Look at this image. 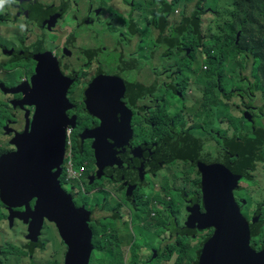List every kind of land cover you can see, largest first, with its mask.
I'll return each mask as SVG.
<instances>
[{
    "label": "water",
    "instance_id": "95a60500",
    "mask_svg": "<svg viewBox=\"0 0 264 264\" xmlns=\"http://www.w3.org/2000/svg\"><path fill=\"white\" fill-rule=\"evenodd\" d=\"M26 1L8 2L24 4ZM6 8L4 3L2 11ZM36 61L30 82L23 80L11 88L0 85L5 94L21 95L19 100L12 101L14 108H34L27 130L9 128L10 123L5 127L7 135L13 133L10 143L15 150L0 156V202L7 209L11 227L15 220L25 224L28 240L36 243L43 226L52 224L67 248L65 264H90L94 251V233L90 228L92 213L85 207L76 206L75 196L63 189L60 180L66 130L76 127V118L68 114L73 108L68 99L71 83L63 76L53 53L41 54ZM107 100L112 103L102 112L106 114L105 122L102 120V126L93 134L84 132L81 136L82 140H94L92 150L98 171L91 183L102 176L113 182L125 180L130 194L143 182L145 174L170 163V146L160 140L130 149L131 117L125 112L119 115L116 107L122 108L121 100L111 94L107 95ZM198 166L202 176L204 212L198 205L188 208L190 215L186 226L215 229L201 252L199 264H264V251L256 252L249 246V223L235 202L233 191L237 189V173L229 172L220 164L214 172L202 163ZM34 201L32 208L30 205ZM232 209L240 215V220L233 215Z\"/></svg>",
    "mask_w": 264,
    "mask_h": 264
},
{
    "label": "rangeland",
    "instance_id": "374dc122",
    "mask_svg": "<svg viewBox=\"0 0 264 264\" xmlns=\"http://www.w3.org/2000/svg\"><path fill=\"white\" fill-rule=\"evenodd\" d=\"M9 1V0H8ZM7 0H5V3L7 4V8L2 11V7H0V25L4 28V30H7V26L10 25L7 22L14 21L15 27H19V25L23 26L24 31H26V28L24 24H20L17 22L19 10L22 8L23 4H12L9 3ZM66 0H58V2ZM70 4L69 11L70 13H66V17H69L71 13H74L76 11V7L74 5V2L76 0H67ZM86 1L88 0H77L76 2L79 4V6L82 7L83 10H86ZM94 4V9H98L97 7H103L104 4L108 5L107 9L103 8V11H101V22L106 21L108 22L105 24L97 23L95 26L88 27L90 33L95 35V42L96 46L94 50H100L103 44L112 46L115 42L116 37L120 38L118 35L115 34V32H119L121 30H124V26L131 20L130 13H133V19L134 21L139 22V26L143 27L147 21L154 20L155 17L158 18V22L156 26L153 24L150 25V27L155 30L158 29L161 26V23L163 19H160L158 16V12L155 8L151 7L150 4H148L149 0H90ZM171 1V0H169ZM40 4L38 9L35 7L34 10L38 12V18L36 22L34 23V27L38 28L39 25H41V19L44 17V15H54V2L55 0H39ZM199 1L194 0L193 6L197 5ZM229 2H234V0H229ZM15 3V2H14ZM212 6H215L214 0H208L206 3V6L204 8L205 13L202 16V19H210L212 16L217 15V11L213 9ZM236 7L237 4L234 2L232 5L226 7V11L229 12V14H236ZM181 10V8H178ZM147 13V14H145ZM84 15V13L82 12ZM92 18H95V15H92ZM179 16L175 17V20H167V24L170 25L174 21H178ZM98 21V17H96ZM50 26L54 27L56 24V21L54 18H52V21L49 22ZM52 23V24H51ZM1 28V27H0ZM109 30H107V29ZM28 31V30H27ZM33 32V31H31ZM55 35L46 36V43L49 44V47L51 49H54V46H50L52 44V40L56 42H60L62 40L61 35H56L58 32L54 30ZM11 33H14L16 37L21 36L22 32H13L12 29H9L6 31L4 40H0L3 43H7L6 41H11L13 35ZM51 32L48 30L44 31V35H48ZM89 33V34H90ZM125 33V30H124ZM42 35V36H44ZM241 35V34H240ZM87 35L80 36L86 37ZM138 35L134 36V38H131V43L126 46V50L128 53H133V56H140L144 55L145 53L152 50V48L146 47L144 53L138 52L140 45H138ZM240 38V37H239ZM30 41H35L33 37H30ZM239 42V39L237 38L236 43ZM120 43V41H119ZM202 46V44H199ZM19 45L12 46L10 48L18 49ZM143 47V46H142ZM35 51L41 50V45L38 46ZM161 51V49L159 50ZM164 53V50H163ZM160 55V54H158ZM156 54V57H158ZM183 53H178L176 50H170L169 56H165L164 62L159 59L154 61L158 64V66H155L153 70L149 71L150 77L147 72H142L139 76V79L143 82L147 81H153L155 77L157 76L160 82L167 81L168 75L167 73H164V70H160L161 68H164L166 66H169L170 74L172 77H174V80L177 82L178 79V71H180V65L178 62L180 61L181 57H183ZM193 59L189 60V68L184 69L183 78H185V81L183 78L179 80V82L183 83V88L186 87V89H183L184 93L183 95H178L175 93V91L171 88V90L167 89H160L157 94H154L156 98H158V102L151 103L150 100L143 101V103H138L137 107H134L136 110L139 108L141 110H138L139 112H135L132 117V125L135 127L134 133L135 137L139 138L143 141H151L153 138V130L152 127L149 125V123H152L156 117L162 113L165 117V119L169 120V124H171L176 131H181V123L185 120H187L188 125L187 128L189 129L191 126L192 128L190 130L198 131L202 134H204V138L207 140H213L216 139L220 133V131L224 134L222 135V138L227 136L229 139L232 137V128L227 127L223 125L221 122L218 121L217 115L220 113L226 112L225 106L221 103L220 97L217 96L216 93L213 91H207L204 92L203 89H205V86H202V76L206 74V72H202V68L205 69V66H202L204 62H202V55H200L199 52H195L193 54ZM238 59L235 62H232V57H230V61L225 63V68L223 69V75L227 77H233L236 76V74H240L241 77L246 78L251 84L247 83L244 87H238V90H235L232 86L227 88V92L223 93V96L230 97V95H237L241 96V100L246 106V108H252V106L255 105L262 109L264 106V92L261 90H257V87L259 85L254 86V90L261 95L260 99L254 97L251 92V87L255 83V70L253 69L252 61L248 60L245 61L241 59V55H236ZM109 57H112L113 55L109 51H105L102 54V62H104ZM164 58V56H163ZM220 61V58L219 60ZM162 63V64H161ZM203 63V64H202ZM161 65V66H160ZM218 64H215L213 66L214 68V77L213 79H219V74H217L216 69L218 68ZM15 65H5L0 64V85L1 84H10V86H15L16 83L22 81L23 79H28L30 73L27 69H16ZM72 69H78L77 66L71 65V68L66 72L67 75H69V71ZM17 71V72H14ZM114 75V73H112ZM156 74V75H155ZM166 76V78H165ZM23 78V79H22ZM22 79V80H21ZM20 80V81H19ZM210 81V80H209ZM186 83V85H185ZM217 89H219V81L216 82ZM76 88V84L70 89V92L68 94V98L73 103L76 104L80 103V93L74 92ZM199 93L198 95L202 97V100L198 96H194L193 93ZM214 98V99H213ZM212 100L214 103L218 102V107L215 108V106H211L209 103L212 104ZM4 102L6 104H9V100L7 97L3 95V90L0 89V102ZM128 103V102H127ZM145 105L148 106V112L146 111ZM13 107V106H12ZM14 108V107H13ZM7 109V106H6ZM19 109V108H18ZM21 109V108H20ZM10 110H12L10 108ZM250 112V110L248 109ZM80 113H84V108H80ZM70 117L76 118V110H70L69 111ZM249 114H245V118L248 120V126L251 125V118L248 116ZM150 116L149 121H145L147 117ZM228 116V115H227ZM230 123L234 124L236 123L235 118L228 117ZM235 119V120H234ZM5 122V123H4ZM139 122L137 125L136 123ZM205 123V124H204ZM260 124L256 125L257 132L262 129L264 130V121L260 122ZM81 124V121H78L76 118V125L77 127ZM5 127L8 125L7 120L3 119L0 124V156L8 153L10 151H13L14 147L9 145L10 137L8 135L3 134L1 129L2 126ZM198 125L201 126V129L198 130ZM24 127V126H23ZM77 127L74 128V130H77ZM84 127V126H82ZM202 127L205 128V131H202ZM195 128V129H193ZM21 130V129H20ZM23 130V129H22ZM81 130V129H80ZM4 132V130H3ZM77 134L73 135L74 137V168L77 171H80L85 164H90V168L87 171V168H85L84 173L82 175H87L96 171L95 168V159L93 156V153L86 151V155L83 157L84 148L80 147L79 143L77 142ZM254 137H256V134L254 133ZM223 142L219 138L216 142ZM9 142V143H8ZM215 143H207L204 145V149L206 150V154L210 155L211 157H215L214 154L218 151L219 147ZM89 144H91L89 142ZM80 148V149H79ZM88 149L89 145L87 146ZM174 151H172L173 153ZM201 157H207L204 153H201ZM69 158V148L66 149V156L64 157L63 164L61 166L63 170V176H67L66 174V161ZM174 157L171 159V162L174 161ZM86 161V162H85ZM234 158L232 163H234ZM170 162V163H171ZM194 162L196 164L198 163L196 159H194ZM254 167L251 168L250 175L253 176L257 182L255 183H249L247 182L243 176H240V173H237L239 176V179L237 181V189L233 191V195L235 198V202L237 206L239 207L240 214L246 219V221L249 223V225H254L257 222L260 221V216H255L253 213L255 208H257L256 204L261 203L262 200H264V163H260L258 161H255L253 163ZM196 166V165H195ZM186 176H190L189 174ZM185 178H183L182 183H185L186 186L189 185V181ZM94 185V189H91L90 192L85 191V193L82 195L81 192L85 188V182L83 181V184L80 185L78 180L76 179H70L65 182H63L62 187L64 190H66L69 193H76V200H79L76 202V206L78 208L85 207L89 210H91L94 213V220L95 223H98V220H100L101 225H95L92 224L93 228L96 230L107 227V234L110 235L114 233V231L121 230L126 233L124 239L121 242L120 252L117 254L116 251L112 250L111 248L105 249L104 246L101 248L102 251H105L104 256L105 258L110 261L112 260L113 263H115L118 260V263L122 260V264H129L131 262H134L135 264H175V262L178 260L179 255H181L186 249L187 254L185 258H190L193 262H196L199 259V256L204 248L205 239L209 233V231H199L195 232L194 236L190 238L185 243H180L179 245L175 244L176 242V232L177 230H174L173 232L168 231L169 224L166 223V217L161 218L158 224V228H155L153 226L147 227V225H140L141 220L139 218L131 221L128 220L127 224L122 223V215L123 211L119 210L117 208V204L122 202L123 195H117L114 190L110 189H125L126 187L122 186L120 187V184L118 182H113L109 178L102 176L99 179H96L94 182H92ZM103 188H106L107 190H110L108 193V197L101 198V194H97L98 190H101ZM162 189V186L160 184L156 185L153 189V193H159ZM127 193H129L127 191ZM87 196L86 199H88V202H85L84 198ZM128 201L133 205L135 201H139L140 199L137 197L135 201L131 200L129 196L127 197ZM98 202V206L95 208L94 203ZM1 203V202H0ZM228 204L233 208L234 205L228 201ZM159 205V203H158ZM3 205L0 204V217L6 218V211L4 208H2ZM139 204L135 206V208H129V209H123L126 212H131L132 215H135L138 213ZM187 209V207H186ZM233 215L237 217L238 220H240V215L235 212L232 209ZM116 215H118V219H116ZM257 217L259 219L257 220ZM143 219V218H142ZM256 219V221H255ZM93 220V215H92ZM1 221L0 223H2ZM16 223L21 224V227H14V230L12 229L10 224V228L6 229V231H3L0 234V264H11V256L15 255V253H18L20 251V246L13 244L14 241L12 238L16 236V233L24 231L23 224L21 222L14 221V225ZM3 223L1 224V226ZM25 225V224H24ZM127 225V227L125 226ZM0 226V228H1ZM19 232H17V231ZM140 230L142 231L140 234ZM16 232V233H15ZM43 232V229H42ZM145 233H151L152 236L148 239V241L143 242L142 241V234ZM132 235L134 237V242L139 248V251L136 254H131L132 248L130 245L129 237ZM166 236L171 237L169 244L172 243V245L169 247V250L160 256L158 259L159 254H162V251L157 252L161 250L162 248H166L167 245V239ZM44 237H47L48 240L54 244L57 245L59 252V260L56 261V264H65V258L67 254V250L65 245L62 247V251L59 250V241H60V235L55 229L54 226L51 224H47V227L45 228V234ZM43 237V239H44ZM251 237V236H250ZM41 238V237H40ZM39 238V239H40ZM13 242V243H12ZM174 242V244H173ZM146 245L147 247H144ZM262 246H264V243H261ZM249 246L252 250L255 251V249L251 246V240H249ZM96 249H99V244L95 242ZM131 248V249H130ZM16 256V255H15ZM92 257V256H91ZM94 257L96 259L100 258V255L96 252L94 254ZM51 260H46L43 263L39 264H50ZM54 262V261H53ZM91 263V259H90ZM117 263V264H118Z\"/></svg>",
    "mask_w": 264,
    "mask_h": 264
},
{
    "label": "trees",
    "instance_id": "16d2710c",
    "mask_svg": "<svg viewBox=\"0 0 264 264\" xmlns=\"http://www.w3.org/2000/svg\"><path fill=\"white\" fill-rule=\"evenodd\" d=\"M197 1H199L197 5L193 6L194 0H149L148 4L155 8L158 12L159 18L163 19L158 31L152 32V29L150 28L151 24L156 26L158 22L157 17H155L154 20L147 21L143 27H140L139 22L134 21L132 15L133 13H130L131 20H129V22L125 25V33L124 30L119 32L123 34V37L126 36L129 39L138 35L137 39H139V42L142 44H148L149 46L152 43L157 44V50L163 47L169 52L170 50H176V52L179 53L183 52L184 56L182 60L178 62L179 65L182 63L184 64L187 58L189 60L193 59V54L198 51L199 44H202V62H204V64H202L205 66L203 72H206V74L202 76V86H205L203 91H213L218 97H220V101L225 106L226 112L220 113L217 116L221 121H223L221 122L223 125H227L228 123L231 126L232 137L230 139L227 136L222 138V135L224 134L220 131L216 139L207 140L204 138V134L195 130H190L192 126L188 129L187 120L181 123V131H176L174 127L169 124V120L165 119L164 115L160 113V115L156 117L152 123H149L153 130V138L151 141H143L135 137V127L132 125V116L130 120V126L132 127L133 132L131 140L128 142V144L131 145L127 146L130 149H134L142 145H150L160 140H164L170 146V159L173 157L175 158L174 161L170 163L172 173L167 174L165 179L172 181L175 184L180 185V182L183 180L184 176H186L190 171H197V169L199 170L198 163H202L206 167H211L213 172L218 164L223 165L229 172L240 173V176H243L247 182L255 183L257 181L250 175V172L251 168L254 167L253 163L258 161L256 149L258 148L260 141H264V130L260 129L258 131V141L253 144L252 141L247 138V136H245V131L242 130L241 126L237 128L236 123H230L228 117L235 118L237 120L236 122L247 124L248 120L245 118V114H250L248 109L251 111L252 108H246L247 105L244 106L241 96H223V93L227 92L228 87L232 86L235 90H238L237 86L243 87L247 82L241 78L239 74H236V76L233 77H227L223 75V69L225 68V63L230 61V57H232L231 61L235 62L238 59L236 56L238 54H240L242 57L241 59L245 61L251 60L253 69L255 70V83L252 85V90H254V86L257 84L259 85L257 90L264 92V0H234V2L237 4L235 15L231 13L229 14V12L226 11V7L232 5L234 2H229V0H214L215 6L212 7L217 11V15L214 16V26H211V24H203L201 21V16H203L205 13L204 8L208 0ZM106 6L107 4H105V7ZM178 8H181V10ZM176 16H179L178 21H174L172 24L168 25L167 20H175ZM167 31L169 32L168 35L165 33ZM117 33L118 31L115 32V34ZM238 34L241 35L239 42L236 43ZM186 46L191 51H187ZM188 52H191L190 55ZM186 54L189 57H186ZM149 57L150 55L148 54L143 58V60H147ZM120 58L121 60H119L115 66L113 65L114 67L112 71V73H114L113 76L119 79V83L115 85L114 83L117 81V79L103 72H101L98 81H101L102 79H109L110 82L108 83V92L113 94L117 99L126 103V107L128 108V103L135 101L138 96L142 95L143 90L149 94H152L153 88L146 87L143 84L135 81V75H130V72L138 69L141 66L138 62V59L133 57V55H129L127 50L121 51ZM219 58L220 61H218ZM215 64L219 65L216 69L217 74L220 76L218 80L213 79L215 74L213 66ZM73 73H75V71ZM128 75H130V78H128ZM217 81H219V89H217ZM166 87H168L167 90H171L172 88L176 93L180 92V95H183V89H186V87L183 88V86L177 82H175L174 85L171 84L164 86V88ZM250 93L252 95L255 94L253 91ZM260 97L261 95H259V98ZM209 104L211 106H215V108L218 107V102L214 103L213 100L212 104ZM137 105L138 104H135L134 107H137ZM262 110H264V106L262 107ZM7 112L8 109H6V104L0 103V121L2 120V115L6 114ZM149 120L150 116L145 119V121ZM138 123L139 122H137L136 125ZM197 129L200 130L201 126L198 125ZM203 130L205 131L204 127H202V131ZM184 135L188 136L189 138L184 140ZM220 137V140L223 141L220 142L223 154H220L217 157H211L210 155H207L206 150L204 149V143H215ZM172 151L174 152L172 153ZM201 153H204L209 158L201 157ZM83 155H86V149L84 150ZM233 158L235 160L234 163H232ZM194 159H196L198 162L197 164L194 162ZM195 165L196 168H194ZM90 166L91 165L89 164L87 170H89ZM62 181L65 182V176H63ZM83 181L86 184L87 190L94 186L93 183L88 184L89 180L87 176H84ZM147 188L148 186L146 185L139 190L145 193L147 192ZM192 189L196 194H200V190L202 191V178L200 171L199 179L194 184ZM97 194H101V198L108 197L107 190H101L97 192ZM86 198L87 196L84 198V200L85 202H88V199ZM78 201L79 200L75 199V203ZM261 203L262 204L260 205L259 203L256 204L257 208H255L253 212L255 216L256 214L257 216H260V221L254 225H249L251 233V246L256 252L264 251V246L261 245V243H264V200H262ZM136 204H139L140 208H138V213L135 215H132L131 212H126L123 210L124 208H135ZM97 206L98 202H95L93 208L96 209ZM116 206L119 210L123 211V224H127L129 219L132 221L137 219L144 209V203L140 200L138 202L135 201V203L132 205L128 201L127 194L125 195V198L122 200V202ZM201 208L203 213V207ZM188 213V208H185L183 211L175 212L173 219H168L169 222L172 223V230H177L175 242L177 245L187 242L196 232L195 230H192L186 226V222L188 221ZM4 219L5 218L0 217V222L4 221ZM96 225L100 226L101 223H97ZM125 226L127 227V225ZM90 227L94 233L92 240L94 247L95 242L99 244V249L94 248L90 264H117L118 260L115 263H113L112 260L108 261L104 256L105 251H102L101 248L103 246L104 250L111 248L118 254L120 252L121 242L124 239L126 233L116 229L114 233L108 235L107 227H103L98 230L92 226ZM147 227H151V225L147 224ZM198 230L202 231L203 229ZM206 230L209 231V233L204 244L210 241L215 233L214 228H209ZM141 232L142 231L140 230V234ZM151 236V233L142 234V241H148ZM129 241L132 248V252L130 253L136 254L139 251V248L135 244L134 237L132 235H130ZM171 245L172 243L166 246V248H162L158 251H162V254H158V259L169 250ZM144 247L147 246L144 245ZM96 252L100 255L99 259L94 257ZM186 254L187 249L181 255H179V258L175 264H184ZM199 259L196 262H193L190 258H188L186 259V264H199ZM118 264H122V260ZM129 264L135 263L131 262Z\"/></svg>",
    "mask_w": 264,
    "mask_h": 264
},
{
    "label": "flooded vegetation",
    "instance_id": "af4514ba",
    "mask_svg": "<svg viewBox=\"0 0 264 264\" xmlns=\"http://www.w3.org/2000/svg\"><path fill=\"white\" fill-rule=\"evenodd\" d=\"M76 1L74 2L76 11L74 13H71L69 17H66V13H70L69 2L66 0V2L64 3V1L58 2V0H55L54 15H46V16L44 15V17L41 19V25H39L38 28L34 27V23L36 22L38 18V12H36L34 8L36 7L38 9L40 2L39 0L26 1L23 4L22 8L19 10V14H18L19 16L17 19L18 23L20 24L22 23L25 25L24 28H26V31H24L23 26L21 25H19V27L17 26L15 27L14 21L7 22L8 24H10L7 26L8 28L7 30L12 29L13 32H22L21 36L16 37L14 33H11L13 35L12 40L6 41L7 43H3L2 41L5 39L4 36L7 30H4L2 25H0L1 27L0 28V40H2L0 41V64L15 65L16 66L15 70L20 69V68L27 69L30 75L28 79H23V78L22 79L28 80L30 82V79L34 75L35 68L37 65V61H36L37 57L46 52L53 53L56 61L59 63V67H60V70L63 76L71 83L69 90H68V94L70 92V89L75 84H76V88L74 92L80 93V99H79L80 103L78 104H76L75 102L73 103L68 98L70 103L73 105V108L71 110H76V115H77L76 118L78 121H81V124L78 127L76 125L77 130L75 131L73 129V135L75 134V132L78 133L77 142L79 143V145L83 147L84 149H86V151L93 153L92 147L94 144V140H90L88 138L82 140L81 136L84 132L86 133V135H91L94 133L96 129L102 126V120L105 122V120L107 119L106 114H103L102 112L103 110H107L108 104L112 103L111 101L107 100V95L111 94L108 92L109 91L108 83L110 82V80L102 79L101 81H98V79H99L101 72L109 76H113L112 74L113 67L116 65V63L119 60H121L120 58L121 51L126 50L125 49L126 46H128L131 43V40H130L131 38L129 39L126 36L123 37V34L121 32H118L116 35H118L120 38L116 37L115 42L112 46L103 44L100 50H94L96 46L95 35H93L92 33H90L89 30H86V29H89L88 27L95 26L97 23L101 22V19H102V17L100 16L101 11H103V8L107 9L108 5L105 7V4H104L103 7L98 6L97 7L98 9H94V4L90 0H88V2L86 1V4H87L86 10H83L82 7L79 6L80 3L78 4ZM82 12L84 13V15L82 14ZM92 15H95V18H92ZM96 17H98V21ZM52 18H54L56 21V24L54 27L50 26V23H49L52 21ZM201 21L203 24H207L209 19H202ZM101 23L108 24V22L106 21H102ZM124 29H125V26H124ZM46 30L47 31L49 30L51 33L48 35H44V31ZM54 30L58 32L56 35L62 36L61 37L62 40L60 42H56L52 40V44L50 46H54L55 48L51 49V47H49V44L46 43L45 38L46 36L55 35L53 34L55 33ZM153 31L157 32L158 29H155V30L152 29V32ZM165 33L168 35L169 32L167 31ZM84 35H87V36L80 38V36H84ZM30 37H33L35 41H30L29 40ZM17 45H19L18 49L10 48L12 46H17ZM40 45H41V50L35 51L34 49H36ZM138 45H140L139 50H138V52L140 53H144L145 48L149 46L148 44H142L141 42H139V39H138ZM149 48H152V50L145 53L144 55H140V56L134 55L133 56L136 59H138V62L141 66L138 69L130 72V75H135L134 80L143 84L144 86L152 87L153 92L152 94H149L148 92L143 90L142 95L138 96L135 101L128 103V106H129L128 108L126 107L127 104L121 101L123 105L122 108L119 109L118 107H116V109L119 111V115L121 116L123 112H125V115H128L130 117H132L135 112L136 113L139 112L138 110L140 109L136 110L134 108L135 104L143 103V101H146V100H150L151 103L158 102V98H156L154 94H157L160 89H168V87L164 88V86H168L171 84L174 85L176 82L174 80V77H172V75L170 74L169 66H166L160 69V70H164V73H167L168 75L167 81L160 82L157 76L155 77L153 81L149 80L147 82H143L139 79V76L141 75L142 72L148 73L149 71L153 70L155 66H158L157 63H155L154 65L155 60H157L158 62L160 59L163 63L165 56H169V51H167L166 48L161 47L160 48L161 51H159L160 49L157 50V44L152 43L149 46ZM186 49L187 51L188 50L191 51L187 46H186ZM163 50H164V53H163ZM105 51H109L113 55V59L112 57H109L104 62H102V54ZM196 52H199L200 55H202V47L200 45L198 47V51ZM188 53L190 55L191 52H188ZM148 54L150 55V57L147 60H143V58ZM156 54L157 55L160 54V55L156 57ZM129 55H133V53H129ZM187 56L188 55L186 54V57ZM182 58L183 57H181L180 61L182 60ZM71 65L77 66L78 69L70 70L69 75H67L66 72L71 68ZM187 68H189L188 58L186 59L184 64L182 63L180 65V71H178L179 75H178L177 83L181 84L182 86H183V83L179 82V80L183 78L184 69H187ZM74 71L75 73H73ZM202 72H203V68H202ZM130 75H128V78H130ZM148 75L150 77L149 73ZM241 78H243L249 84H251V82H249L246 78L244 77H241ZM183 79L185 81V78ZM22 81H20L19 83H21ZM118 83H119V79H117V81H115L114 84L117 85ZM10 84L11 83L6 84V87L11 88L12 86H10ZM251 91L255 93L253 94L254 97L260 99L259 98L260 94H258L255 90H252V87H251ZM176 94L180 95V92H177ZM198 94L199 93H195V92L193 93L194 96H199ZM3 95L8 98L9 104H6L2 101L0 102V103L6 104L7 109H8V112L2 115V120L6 119L7 124L10 123V125H8L9 128H14L17 130L21 129L22 132L27 130L28 129L27 125L31 121V117L34 113V108L33 107H25L24 109L13 108L12 101L19 100L21 95L19 94L14 95L12 93L5 94L4 92H3ZM82 107L84 108V113H85L84 115L80 113V108ZM10 108L12 110H10ZM145 108H146V111H148L147 105H145ZM248 116L251 118V120H249L251 122L250 126H248V124H244L241 122H236V126L237 128L241 126L242 130L245 131V134H246L245 136H247V138H249L254 144L256 141H258V136H259V133L256 130V125L260 124L259 121L260 122L264 121V110L257 107L254 103V105L252 106V110L250 111V114ZM99 117H101V120ZM217 119L220 122H223L218 118V116H217ZM1 121H0V124H1ZM225 126L226 128L231 127L228 123ZM1 131L3 134L6 135L5 125L2 126ZM254 133L256 134V137H254ZM8 137H10L11 139V137H13V133L8 135ZM89 142L91 144H89ZM73 143L75 144L74 137H73ZM9 145H11V143ZM88 145H89V148L91 147L90 149L87 148ZM14 150L15 148L13 149V151ZM128 150L131 151L130 149ZM256 152H257L258 162L264 163V141H260V144L258 148L256 149ZM170 162H171V159H170ZM194 168H196V166ZM97 171L98 169L96 168V171H94L92 175L90 173H88L87 175H84L88 177V180H89L88 184H92L91 178L93 177L95 173H97ZM169 173H172V168L170 166V163L165 166H162L159 169H155L154 171L145 174L143 182L141 184H137L136 187L131 190L130 194L127 193V191L129 192V185H127L125 180L123 182H118L120 184V187L124 186L126 187L125 189H110V190H114L117 195H123L122 200L125 198V195L127 194V197L129 196L131 200L135 201L136 198L138 197L140 201L144 203L143 212L140 213V216L138 217L141 220L140 225L150 224L151 226L158 228L160 219L166 217V223L169 224V228L167 229V232L170 231V229L173 232L171 228L172 223L169 222L168 219L169 218L173 219V216L175 212L177 211L176 207L178 208L182 206L180 202L178 201L176 202L175 194L176 193L180 194L184 201L183 209H178L177 212L183 211L186 207L191 208L192 206H195V205H200L201 207H203V200H202L203 197H202L201 190H200V194H196L195 191L192 189L194 184L199 179L198 169L197 171H194V170L190 171L188 173L190 175L189 177L186 176V179L189 181L188 186H186L185 183H182V181L180 182V185H179V184L173 183L172 181L166 180L165 179L166 175ZM62 178H63V174L60 179L61 183L63 184ZM158 184L162 186L161 191L159 193H153L154 187ZM146 185L148 186L147 192L145 193L141 192V190L139 189L145 187ZM94 188L95 187L93 186L92 188L87 190L86 185H85V188L81 192V194L83 195L85 191L90 192L91 189H94ZM101 190H107V189L103 188ZM101 190H98V192ZM110 190H107L108 193ZM73 195L75 196V199H76V196H77L76 193L75 194L73 193ZM34 205H35V201L32 202L30 206L33 208ZM2 208L5 209L7 215L4 221L2 222L3 223L2 226H1L2 223H0V226H1L0 234L3 231H6V229L10 228V224L7 219L8 218L7 209L5 208L4 205L2 206ZM139 208H140V205H139ZM201 212H202V208H201ZM91 213L93 215V220L91 221L90 225L92 224L96 225L97 223H95V220H94V213L92 211ZM188 217H189V213H188ZM116 219H118V217ZM17 222H20V221H17ZM21 223L23 224V222ZM98 223H100V220H98ZM13 226L17 228V227H21V224L19 225V223H16V225L13 224ZM14 227L12 228L13 230H14ZM23 227L25 228L24 231L19 232L15 230L19 233L15 232L16 236L12 238V240L14 241V243L13 242L12 243L20 246L19 247L20 251L18 253H15L16 256L15 255L11 256V262H10L11 264H39V263L45 262L46 260H51L53 262L54 260L59 258V252H57L58 250L57 245L52 244L48 240L47 237H44L45 228L47 227V225L43 226L42 228L43 232L41 233L42 234L41 238L38 239L36 243L27 239L28 237L27 229L24 224H23ZM192 230H195L196 232L200 231L197 228H194ZM170 238L171 237L166 236L167 245H169ZM61 244L64 246L62 240L60 239L59 250L62 251ZM52 264H56V263L54 262Z\"/></svg>",
    "mask_w": 264,
    "mask_h": 264
},
{
    "label": "built area",
    "instance_id": "2783aa9c",
    "mask_svg": "<svg viewBox=\"0 0 264 264\" xmlns=\"http://www.w3.org/2000/svg\"><path fill=\"white\" fill-rule=\"evenodd\" d=\"M74 143H73V129L71 127H68L66 130V149L69 148V158L66 161V178L65 181L70 180V179H76L78 180L79 184H83V177L82 173H84L85 168L88 167L87 164L84 165V167L80 170L77 171L74 168V151H73ZM66 156V152H65ZM86 162V161H85Z\"/></svg>",
    "mask_w": 264,
    "mask_h": 264
},
{
    "label": "crops",
    "instance_id": "0c3cea01",
    "mask_svg": "<svg viewBox=\"0 0 264 264\" xmlns=\"http://www.w3.org/2000/svg\"><path fill=\"white\" fill-rule=\"evenodd\" d=\"M214 23H215V18L212 16V17L209 19V21H208V23H207L206 25L211 24V26H214ZM198 97H199V96H198ZM200 98H201V97H200ZM201 100H202V99H201ZM188 138H189L188 136L184 135V140H186V139H188ZM219 139H221V137H220ZM204 145H205V143H204ZM216 145L219 147V149H218V151L214 154L215 157L219 156L220 154H223V151H222L221 146H220V141L216 142ZM58 260H59V258H57L56 260H54V262H56V261H58ZM54 262H52V263H54ZM52 263H50V264H52Z\"/></svg>",
    "mask_w": 264,
    "mask_h": 264
},
{
    "label": "clouds",
    "instance_id": "9594fccd",
    "mask_svg": "<svg viewBox=\"0 0 264 264\" xmlns=\"http://www.w3.org/2000/svg\"><path fill=\"white\" fill-rule=\"evenodd\" d=\"M4 3H5V0H0V7H3ZM175 199H176V202L178 201L182 205L181 207H178V208L176 207V210L178 211V209H183V207H184V201H183L182 196L180 194L176 193L175 194Z\"/></svg>",
    "mask_w": 264,
    "mask_h": 264
}]
</instances>
